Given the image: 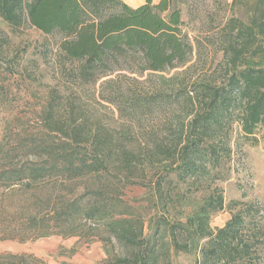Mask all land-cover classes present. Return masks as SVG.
<instances>
[{
  "label": "trees",
  "instance_id": "1",
  "mask_svg": "<svg viewBox=\"0 0 264 264\" xmlns=\"http://www.w3.org/2000/svg\"><path fill=\"white\" fill-rule=\"evenodd\" d=\"M143 1L0 0L2 21L55 40L70 82L99 84L122 123L90 125L78 104L65 118L51 92L43 130L17 141L34 158L0 165V242L98 236L106 264H264L247 215L210 226L224 210L217 183L231 176L232 143L264 141V0ZM214 53L220 82L192 79L194 59ZM133 189L142 195L126 198Z\"/></svg>",
  "mask_w": 264,
  "mask_h": 264
},
{
  "label": "rangeland",
  "instance_id": "2",
  "mask_svg": "<svg viewBox=\"0 0 264 264\" xmlns=\"http://www.w3.org/2000/svg\"><path fill=\"white\" fill-rule=\"evenodd\" d=\"M0 45V165H28L34 158L31 152L17 149V141L43 130L38 114L51 92L60 98L63 117H68V108L78 104L86 111L90 125L100 122L119 131L122 123L118 121L116 112L99 100V84L79 87L70 82L66 69L60 64L61 59L49 49L55 47V40L28 26L13 29L0 18ZM220 62V53L210 54L199 63L194 59L189 75L194 80L218 84L224 76L222 65L218 68ZM160 132L166 137V131ZM237 136L234 134L233 140ZM236 143L231 145V176L217 183L223 192L224 210L211 220L210 226L212 229L221 228L233 214L240 212L247 215L246 232H251L255 226L262 230L261 239L264 241V141L260 140L254 147ZM135 151L148 154L138 146H135ZM142 193L133 189L127 192L126 198L140 197ZM89 240L52 236L26 243L0 242V256H24L18 260L0 259V264H106L103 243L98 236ZM177 264H192V258L180 256Z\"/></svg>",
  "mask_w": 264,
  "mask_h": 264
},
{
  "label": "crops",
  "instance_id": "3",
  "mask_svg": "<svg viewBox=\"0 0 264 264\" xmlns=\"http://www.w3.org/2000/svg\"><path fill=\"white\" fill-rule=\"evenodd\" d=\"M124 4L129 7L137 8L144 4L143 0H121ZM159 0H153L154 3H157Z\"/></svg>",
  "mask_w": 264,
  "mask_h": 264
}]
</instances>
